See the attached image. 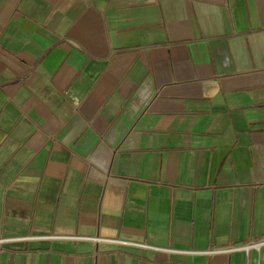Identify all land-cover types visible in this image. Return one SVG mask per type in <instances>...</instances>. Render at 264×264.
Masks as SVG:
<instances>
[{"label":"crops","instance_id":"1","mask_svg":"<svg viewBox=\"0 0 264 264\" xmlns=\"http://www.w3.org/2000/svg\"><path fill=\"white\" fill-rule=\"evenodd\" d=\"M264 0H0V264H264Z\"/></svg>","mask_w":264,"mask_h":264},{"label":"built area","instance_id":"2","mask_svg":"<svg viewBox=\"0 0 264 264\" xmlns=\"http://www.w3.org/2000/svg\"><path fill=\"white\" fill-rule=\"evenodd\" d=\"M262 246H264V240H260L258 242H252L244 246H230L227 248H220V249L213 250V252L218 251V250H223L226 252H233L235 250H245L248 253L250 250L255 249V248H260Z\"/></svg>","mask_w":264,"mask_h":264}]
</instances>
